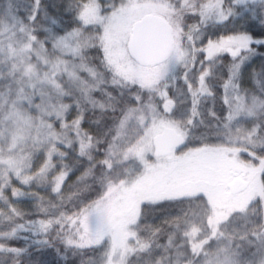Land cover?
I'll return each instance as SVG.
<instances>
[{"label": "snow or ice", "instance_id": "snow-or-ice-1", "mask_svg": "<svg viewBox=\"0 0 264 264\" xmlns=\"http://www.w3.org/2000/svg\"><path fill=\"white\" fill-rule=\"evenodd\" d=\"M258 56L264 0H0V264H264Z\"/></svg>", "mask_w": 264, "mask_h": 264}, {"label": "trees", "instance_id": "trees-1", "mask_svg": "<svg viewBox=\"0 0 264 264\" xmlns=\"http://www.w3.org/2000/svg\"><path fill=\"white\" fill-rule=\"evenodd\" d=\"M57 2H59V0H56ZM258 51H261L260 49H258ZM264 65V58H260L258 57H254L253 60L250 62V64L248 65V67H250V70H252V68L255 70L256 73H258L261 69V66ZM247 67V68H248ZM250 70L247 69L248 73L250 74ZM247 71H245L244 74L247 75ZM84 127L87 129L89 128V125L86 123L84 125ZM68 163H72V161H68ZM73 173H70L69 175V179L67 181L68 185L73 184L77 177L81 174L80 171H76L75 169L73 170ZM33 192H36L39 196L45 198V199H49L50 198V193L37 189V188H33L32 189ZM35 202L34 201H25L23 203H20L17 205V207H19L20 209H22L24 212L26 213H31L33 208H34ZM160 210L166 211V210H172V213L178 211V209L175 208H159ZM157 208L154 210V215L158 216L156 214ZM156 214V215H155ZM153 217L151 219L148 220V223L153 225V226H157V219ZM13 246H20L23 247L24 246V241L23 240H17V241H13ZM31 252V259H25L23 264H72V261L74 258L69 257L68 261H64L63 259H61V257H58V255L56 254V252L49 248L44 250L43 252H36L32 249H30ZM78 261V258H76Z\"/></svg>", "mask_w": 264, "mask_h": 264}, {"label": "rangeland", "instance_id": "rangeland-1", "mask_svg": "<svg viewBox=\"0 0 264 264\" xmlns=\"http://www.w3.org/2000/svg\"><path fill=\"white\" fill-rule=\"evenodd\" d=\"M48 2L53 3V4L58 3L56 0H48ZM247 67L248 66H246L244 73H245V71H247V69L250 70V67H248V68ZM254 72H255V70L252 68V70H250V74L247 71V75L246 74L243 75V84L245 87L251 88L253 86L252 76H253ZM170 213H172V210L163 211V210H160L159 208H157L156 214L158 216L153 217L154 211H152L148 216V220L151 219L152 217H153V219L156 218L157 219V226H162L164 220H166L168 218V215ZM58 257H60V256H58Z\"/></svg>", "mask_w": 264, "mask_h": 264}]
</instances>
